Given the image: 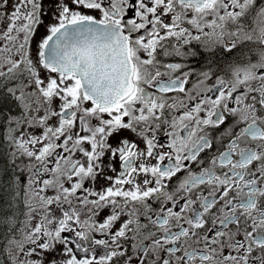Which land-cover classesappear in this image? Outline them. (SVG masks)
I'll return each instance as SVG.
<instances>
[{"label": "snow or ice", "instance_id": "1", "mask_svg": "<svg viewBox=\"0 0 264 264\" xmlns=\"http://www.w3.org/2000/svg\"><path fill=\"white\" fill-rule=\"evenodd\" d=\"M0 264H264V0H0Z\"/></svg>", "mask_w": 264, "mask_h": 264}]
</instances>
